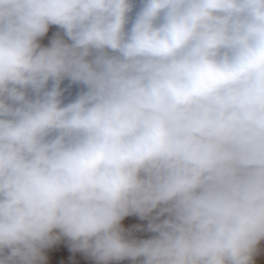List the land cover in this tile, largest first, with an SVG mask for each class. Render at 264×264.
Here are the masks:
<instances>
[{"label": "clouds", "instance_id": "9594fccd", "mask_svg": "<svg viewBox=\"0 0 264 264\" xmlns=\"http://www.w3.org/2000/svg\"><path fill=\"white\" fill-rule=\"evenodd\" d=\"M135 7L0 0V264H40L61 235L97 264H253L264 0ZM53 25L67 39L42 46ZM130 215L155 235L127 238Z\"/></svg>", "mask_w": 264, "mask_h": 264}, {"label": "rangeland", "instance_id": "374dc122", "mask_svg": "<svg viewBox=\"0 0 264 264\" xmlns=\"http://www.w3.org/2000/svg\"><path fill=\"white\" fill-rule=\"evenodd\" d=\"M133 3L136 7L134 8L131 15L134 17V12L139 10L142 0H133ZM137 6L138 9H136ZM58 35L64 39H67V37L64 36L62 29L55 25L50 26L48 33L40 39L41 45L48 46L51 40L57 37ZM81 87L82 86L80 85L71 84V82L68 80L63 81L61 84V88L64 90V102H71V100H73L78 94V92L81 90ZM121 223L122 227L125 229V235L129 239H149L153 235H155L154 233L148 230L149 220L141 219L137 215H130L128 217H125ZM43 255L45 259L40 262V264H97L96 260L90 255L82 251L74 250L72 242L69 240V238L63 235H61L60 239L55 242L52 246L45 248L43 250ZM110 264H140V261L124 259L119 261H111Z\"/></svg>", "mask_w": 264, "mask_h": 264}, {"label": "bare ground", "instance_id": "6f19581e", "mask_svg": "<svg viewBox=\"0 0 264 264\" xmlns=\"http://www.w3.org/2000/svg\"><path fill=\"white\" fill-rule=\"evenodd\" d=\"M139 1V0H138ZM138 9V6L137 8ZM135 13V12H134ZM142 231V230H141ZM146 231V230H145ZM145 233V232H144ZM147 238V237H146ZM132 239V238H131ZM69 251V250H68ZM253 264H264V241H261L258 245L257 253L253 258Z\"/></svg>", "mask_w": 264, "mask_h": 264}]
</instances>
